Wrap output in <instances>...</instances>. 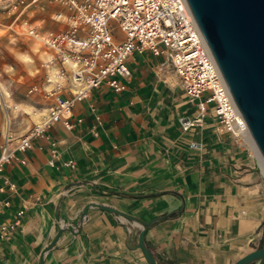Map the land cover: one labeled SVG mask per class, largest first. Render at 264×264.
<instances>
[{
  "label": "crops",
  "instance_id": "0c3cea01",
  "mask_svg": "<svg viewBox=\"0 0 264 264\" xmlns=\"http://www.w3.org/2000/svg\"><path fill=\"white\" fill-rule=\"evenodd\" d=\"M54 10L62 9L32 6L22 19L39 32L61 29ZM21 24L4 18L0 39L24 36L42 48L43 57L23 97L20 79L0 80V119L6 114L0 143L44 118L53 103L44 89L60 82L63 96H71L69 83L55 77L56 65H45L53 52ZM127 64L123 91L93 89L73 105L81 123L69 130L53 124L3 166L0 264H40L43 248L60 228L65 230L43 253V264H147L133 247L136 225L120 215L89 207L75 230L89 202L145 221L171 214L144 234L159 264H232L264 243V172L248 135L219 129L212 104L184 131L180 118L193 119L198 108L167 55L133 51Z\"/></svg>",
  "mask_w": 264,
  "mask_h": 264
},
{
  "label": "built area",
  "instance_id": "2783aa9c",
  "mask_svg": "<svg viewBox=\"0 0 264 264\" xmlns=\"http://www.w3.org/2000/svg\"><path fill=\"white\" fill-rule=\"evenodd\" d=\"M32 6L61 8L52 12V19L63 22V28L36 30L22 19ZM6 17L11 18V24L21 22L27 35L53 52L45 65H56L55 77L69 83L71 96H63L65 87L60 82L44 89L53 99L48 113L25 134L15 139L4 137L0 143V172L5 164L19 159L17 153L24 154L31 148L33 137H42L53 124L59 122L69 130L81 123L82 118L73 114V105L93 89L105 85L113 92L123 91L124 80L130 75L127 59L133 51L167 55L185 95L195 100L198 108L193 119L180 118L184 131L199 123L208 104H212L219 129L235 137L248 135L186 0H0V28ZM46 82L50 83V78ZM189 146L200 145L190 142ZM20 162L24 163L25 157Z\"/></svg>",
  "mask_w": 264,
  "mask_h": 264
},
{
  "label": "water",
  "instance_id": "95a60500",
  "mask_svg": "<svg viewBox=\"0 0 264 264\" xmlns=\"http://www.w3.org/2000/svg\"><path fill=\"white\" fill-rule=\"evenodd\" d=\"M186 2L246 123L252 142L264 159V0ZM89 207L103 209L132 221L136 225L133 247L140 249L147 264H159L147 247L144 234L154 222L166 219L171 214L145 221L118 209L89 202L83 207L75 230H80L82 218ZM64 230L60 228L43 248L40 264H43V253L52 247ZM232 264H264V246L246 253Z\"/></svg>",
  "mask_w": 264,
  "mask_h": 264
},
{
  "label": "rangeland",
  "instance_id": "374dc122",
  "mask_svg": "<svg viewBox=\"0 0 264 264\" xmlns=\"http://www.w3.org/2000/svg\"><path fill=\"white\" fill-rule=\"evenodd\" d=\"M117 34L119 35L118 32ZM42 51L41 47L24 36H15V38H8L5 36L1 38L0 80L11 78L20 79L18 82L23 90V93L20 95L23 97V95L26 94V87L36 80V77H34L35 74H33L32 71L39 66L41 57H43ZM1 91L3 92L4 90ZM15 94L16 96L18 95L17 93ZM0 106L3 107L1 104ZM5 116L6 114L4 117L2 114L0 122L6 120Z\"/></svg>",
  "mask_w": 264,
  "mask_h": 264
},
{
  "label": "bare ground",
  "instance_id": "6f19581e",
  "mask_svg": "<svg viewBox=\"0 0 264 264\" xmlns=\"http://www.w3.org/2000/svg\"><path fill=\"white\" fill-rule=\"evenodd\" d=\"M248 130V129H247ZM248 137L251 139L250 135H249V132H248ZM252 141V139H251ZM256 149V147H255ZM256 154H257V157H258V161L260 163V166H261V170L262 172H264V159H262V157L260 156V154L258 153L257 149H256Z\"/></svg>",
  "mask_w": 264,
  "mask_h": 264
},
{
  "label": "trees",
  "instance_id": "16d2710c",
  "mask_svg": "<svg viewBox=\"0 0 264 264\" xmlns=\"http://www.w3.org/2000/svg\"><path fill=\"white\" fill-rule=\"evenodd\" d=\"M261 246H264V243H262V245Z\"/></svg>",
  "mask_w": 264,
  "mask_h": 264
}]
</instances>
